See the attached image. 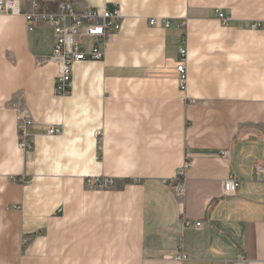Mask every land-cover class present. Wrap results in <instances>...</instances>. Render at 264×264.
<instances>
[{
    "label": "crops",
    "instance_id": "obj_1",
    "mask_svg": "<svg viewBox=\"0 0 264 264\" xmlns=\"http://www.w3.org/2000/svg\"><path fill=\"white\" fill-rule=\"evenodd\" d=\"M20 1L30 13L60 0ZM70 1L123 17L103 60L73 66L67 96L46 61L54 29L0 15V264H264V0ZM230 175L239 190L224 196ZM96 177L114 185L87 187Z\"/></svg>",
    "mask_w": 264,
    "mask_h": 264
},
{
    "label": "built area",
    "instance_id": "obj_2",
    "mask_svg": "<svg viewBox=\"0 0 264 264\" xmlns=\"http://www.w3.org/2000/svg\"><path fill=\"white\" fill-rule=\"evenodd\" d=\"M35 9L38 6H33ZM218 18L223 24L227 22V17L221 10H217ZM0 15H24L28 23L37 24L45 22L55 31V40L52 55L46 60L57 65V84L55 93L58 96H67L72 90L73 66L84 60H103L105 58V47L108 42V35L117 32L122 26L121 8L110 9L107 6L93 7L86 5L82 9H76L70 0H60L57 12L37 11L26 13L20 0H0ZM151 26L169 27L171 21L164 17L150 19ZM253 28H257L255 25ZM179 82L183 89L186 88L188 79L187 70V49L181 46L179 53V64L177 67ZM19 106L12 103V107ZM32 124L30 116L21 113L19 115L20 147L24 150L32 147L28 133V126ZM62 129L51 128L49 135L61 134ZM223 156L229 158V151H223ZM190 166V161H186L172 179L171 186L178 197L185 194L186 179L185 170ZM260 169V164L257 165ZM239 180L234 175H230L222 181L224 196L237 195L239 190ZM114 185V178L96 177L87 178L86 186L95 189H110ZM189 225V222H185ZM202 226L201 222L196 224L197 228ZM185 254L175 256L176 260H184ZM244 256L235 261H228L227 264H247Z\"/></svg>",
    "mask_w": 264,
    "mask_h": 264
},
{
    "label": "rangeland",
    "instance_id": "obj_3",
    "mask_svg": "<svg viewBox=\"0 0 264 264\" xmlns=\"http://www.w3.org/2000/svg\"><path fill=\"white\" fill-rule=\"evenodd\" d=\"M254 21H255L254 23H256L255 25H258V23H260L261 20L260 19H255Z\"/></svg>",
    "mask_w": 264,
    "mask_h": 264
}]
</instances>
